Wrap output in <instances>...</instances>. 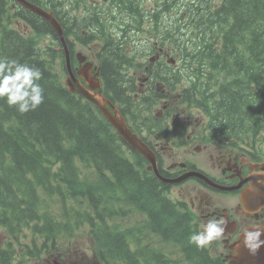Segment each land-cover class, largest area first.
Segmentation results:
<instances>
[{
  "label": "trees",
  "instance_id": "obj_1",
  "mask_svg": "<svg viewBox=\"0 0 264 264\" xmlns=\"http://www.w3.org/2000/svg\"><path fill=\"white\" fill-rule=\"evenodd\" d=\"M29 1L52 10L64 35L103 49L104 94L122 114L130 111L131 120L149 122L150 113L163 100L171 106L170 93L175 90L180 105L201 109L219 130L244 124L246 115L250 120L255 115L264 130V0H181L179 16L172 14L173 0L171 6L168 0H154L163 13L153 18L154 31L161 32L163 49L168 41L172 46L163 55L160 75L150 69L143 72L136 61L149 63L150 54L140 52L129 39L135 35L141 41L145 27L150 29L146 0H108L129 32L127 38L108 28L90 31L81 21L97 14L77 5L80 0ZM191 10L190 23L184 24ZM60 13L77 24L67 25ZM28 31L57 41L45 21L11 0H0V60L39 70L41 77L35 83L43 96L37 108L23 114L8 104L7 97H0V231L5 239L0 264L39 262L81 229L98 245L96 257L102 264H175L151 242L141 240L142 228L111 224L120 218L114 217L109 199L125 200L145 217L151 234L179 247L187 264H223L207 245L198 248L192 242L196 234L192 217L171 203L167 186L147 173L144 159L130 151L88 101L64 87L60 46L42 47V40L28 37ZM130 68L134 74H129ZM141 75L152 88L145 86L138 94ZM155 82L164 86L165 93L154 88ZM87 166L98 177L97 186L83 174ZM47 198L56 199L62 221L40 202ZM70 200L82 208L69 205Z\"/></svg>",
  "mask_w": 264,
  "mask_h": 264
},
{
  "label": "flooded vegetation",
  "instance_id": "obj_2",
  "mask_svg": "<svg viewBox=\"0 0 264 264\" xmlns=\"http://www.w3.org/2000/svg\"><path fill=\"white\" fill-rule=\"evenodd\" d=\"M103 2L108 7L106 14H103L101 18L84 19L81 22L86 23L85 26L87 27L88 22L91 21L87 28L92 32L108 28V31L122 32L127 38L129 32L123 30L124 25L122 19L117 16L116 8L108 0H103ZM144 5L146 8V25H149V21L154 17H162L160 4H156L154 0H146ZM84 9L93 14L87 8ZM64 15L66 16V14ZM111 17L114 19L113 22L110 21ZM64 20L67 25L77 24L72 23L69 17ZM159 23H161L160 20ZM64 38L71 59L74 57L72 69L74 75L85 86H92L93 82L99 79L101 98L113 104L103 91L100 60L105 54L103 49L94 44L100 53L94 54L95 59H92V56L88 54L91 52L89 48L91 44L83 45L74 35H64ZM161 39L160 32L154 36L157 52L154 53L155 56L150 54V63L154 64L158 72H163L164 54L162 47L158 46V42L162 43ZM75 50H82L87 54L86 60L89 59L93 64L90 70H82L81 65L77 64L75 55L83 52ZM180 67L174 68L179 69ZM64 71L66 72L65 69ZM142 80L146 81L147 77H143ZM156 84L157 82L153 84L154 88ZM157 85L159 86V84ZM149 88L152 86L149 85ZM160 89L159 86L158 90ZM161 91L163 90L161 89ZM114 106L116 107V105ZM167 108L170 106L166 103L162 104L161 110L156 111V109L154 110L155 114L150 113L151 120L145 124L142 120H131L130 111L122 114L119 107H116L118 115L124 119L129 129L153 153L157 170L166 179H177L191 171H198L214 183L222 186L234 187L241 184L239 189L229 192L214 189L198 177H188L179 183L167 184L155 176L150 168L151 164L144 160L147 173L167 186L166 194L173 205L195 211L196 214H192V216H195V219L199 220L200 218L205 221L206 225L209 222L219 223L223 232L216 241L221 242L222 250L218 254L214 253V255L220 257L223 264H228L229 259L227 258H231L236 253L235 244L239 241L240 234L248 227L264 226V208H260L256 212H248L240 203L241 190L250 184L245 180L256 175H264V130L259 127L255 115H253L252 120H250L249 115H246L244 124L230 126L223 131L215 127L213 121L208 116L203 115L201 109L197 107L196 109L189 108L192 114L186 116L184 113L183 118L174 117L176 115L172 112L173 110L168 113L165 112ZM148 114L147 112L142 113L141 116L146 117ZM176 187L184 192L189 203L178 199L173 200L170 197ZM180 189L178 191L182 194ZM218 194L233 198L232 201L236 198L238 202H235L234 205L232 201L231 204L218 202ZM185 263H187L186 260Z\"/></svg>",
  "mask_w": 264,
  "mask_h": 264
},
{
  "label": "rangeland",
  "instance_id": "obj_3",
  "mask_svg": "<svg viewBox=\"0 0 264 264\" xmlns=\"http://www.w3.org/2000/svg\"><path fill=\"white\" fill-rule=\"evenodd\" d=\"M181 0H173L174 3V9H173V15L179 16V2ZM98 3H96L94 5V3L92 2V0H80L79 2H77V5L82 6L83 9L87 8L89 11L96 12V17L101 18L103 14H106L108 11V7L107 5L103 2V0H97ZM168 6H171V0H168ZM192 15V10L190 12H188V14H186L185 17V21L184 24H189L190 23V16ZM95 17V18H96ZM63 18L64 19H68L67 16H65L63 14ZM91 21L88 22L87 27L89 25ZM156 20H150L149 21V25L154 26ZM179 24V18L176 19L175 21V25ZM150 26V27H151ZM186 26V25H183ZM81 26H78L75 28V32H79V28ZM143 36H145L146 38L143 40H139L140 38L132 35L131 39H133V42L135 44H137V47L140 48V52L143 51H147L149 54H153V56H155V52H157V46L155 45V40H154V36H155V32L150 30L148 27H145L144 32L142 33ZM26 35L28 37H39L38 39V43L41 42L42 40V44L40 46H51L54 47V43L51 42L50 40V36L44 38L42 36L39 35H34L32 32L28 31L26 33ZM44 39V40H43ZM158 46L162 47V44L160 42H158ZM89 48L91 50V52H89L88 54L92 56V59H95L94 54L100 53V51L98 50V48L96 47V45L91 44L89 45ZM170 50H172V46L169 44V41L166 44V47L164 46V49L162 51L163 54L170 52ZM75 51H82V50H75ZM83 52V51H82ZM84 53V52H83ZM76 63V62H75ZM96 63V62H95ZM136 63H139L142 65V70L143 72L147 71L148 69H150L152 71V73L154 75H160L163 72H158L156 67L154 66L153 63H146L144 59H137ZM60 69L59 72H61V69H63V65H60ZM134 69H129V74H134ZM62 79L64 78L63 76V71H62V75H61ZM148 83H144L142 88H145V86L148 87ZM171 98L169 103L171 104V108H172V112L175 113L176 116L174 117H179L183 118L182 116L185 115H191L192 111H190L189 108L180 105L179 101H178V96H177V92L175 90H172L171 93ZM166 101H168V99H166ZM161 110L160 108H158L156 111ZM154 114V113H152ZM171 117V118H174ZM126 150L125 149V154H126ZM83 174L88 178V180L94 185L97 186V181L98 177L96 176V174L94 173L93 169L91 167L84 168L83 169ZM178 189H180L179 187H176L173 189L170 197L173 200H182L185 203H189V200L186 196H184V192L181 194ZM107 194V193H106ZM105 194V195H106ZM106 199H109L111 197V195L109 194L108 196H105ZM218 198V202H223V203H228L231 204L232 199L231 198H227L226 196L222 195V194H218L217 196ZM40 202L45 203L47 205V210L50 213H53L55 218L58 221H62L63 219V213L62 214H57L58 213V209H57V201L56 199H50L47 198L45 201H41ZM235 202H238V199L234 198V201H232L233 205ZM69 205H73L74 207L77 208H82V205L79 202H74L72 200L69 201L68 203ZM236 204V203H235ZM108 206L109 208H112L115 212L114 217H118L120 219H112L111 224L116 225L117 227H139L142 228V232H143V238H141V240H143L145 243L151 242L155 247H157L158 249H160L167 257H169L170 259H172L174 261L175 264H187L185 263V260L183 258L182 252L180 251L179 247H177V245L172 244V243H167L164 242L159 236V238L156 235L151 234V232L148 230L147 228V223H146V219L143 215H141L138 211H136L135 209L131 208L130 206L127 205L126 201L124 200V202H120V201H114L113 199H109L108 201ZM179 211L183 212V213H190L191 217L193 219V229L194 231L197 233H200L203 231L204 227L206 226L205 221L201 220L199 218L195 219V216H192V214H196L195 211L190 210V209H184L183 207H178ZM86 211H90L89 209ZM124 217V218H123ZM121 232H123V230H121ZM62 233L64 235H67L69 233L68 229L63 228L62 229ZM133 233H136L135 231ZM3 233L0 231V248H3L4 246V237H3ZM123 235L124 232H123ZM139 237V236H138ZM58 245V244H57ZM60 246V247H59ZM58 246V248L49 254H45V256L39 261V262H30L29 264H102L101 262H98L97 257H96V251L98 249V245L93 241V239L88 235L87 231L85 229H81L78 231H75V235L74 236H69L67 238L64 239V241H62L60 243V245ZM208 247H210L211 252L214 254H218L221 250H222V244L221 242H218L216 240L212 241L210 244L207 245Z\"/></svg>",
  "mask_w": 264,
  "mask_h": 264
},
{
  "label": "water",
  "instance_id": "obj_4",
  "mask_svg": "<svg viewBox=\"0 0 264 264\" xmlns=\"http://www.w3.org/2000/svg\"><path fill=\"white\" fill-rule=\"evenodd\" d=\"M18 6L28 10L29 12L42 18L54 30L58 41L62 46L65 56V63L68 70V76L64 81L65 87L71 92L76 93L88 99L106 118L107 122L116 130L122 140L135 152L144 157L150 164L155 176L162 182L167 184H175L183 181L188 177H198L210 187L221 191H233L239 189L241 184L234 187L222 186L214 183L205 175L198 171H191L180 176L177 179H166L159 174L157 170L156 160L153 153L148 147L127 127L123 118H121L114 106L111 105V110L106 105L100 95L90 92L85 89L79 81L73 76L70 69L69 53L63 38V30L61 25L50 14L36 5L26 0H12ZM80 62L84 60L80 54L77 55ZM88 69H86L87 71ZM98 81L93 83L91 89L98 88ZM249 182V186L242 189L240 193V202L243 208L248 212H256L260 208H264V175H256L253 178L245 180ZM236 253L231 256L228 264H264V226L263 227H248L239 236V241L235 244Z\"/></svg>",
  "mask_w": 264,
  "mask_h": 264
},
{
  "label": "clouds",
  "instance_id": "obj_5",
  "mask_svg": "<svg viewBox=\"0 0 264 264\" xmlns=\"http://www.w3.org/2000/svg\"><path fill=\"white\" fill-rule=\"evenodd\" d=\"M41 73L37 69L0 60V97H7L8 104L17 106L20 113L37 108L43 100L42 89L35 83ZM223 232L218 222H209L202 232L192 235L191 240L203 248L218 239Z\"/></svg>",
  "mask_w": 264,
  "mask_h": 264
}]
</instances>
